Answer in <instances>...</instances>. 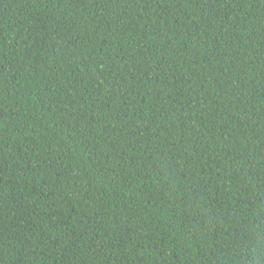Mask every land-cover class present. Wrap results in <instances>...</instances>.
<instances>
[{"label":"trees","instance_id":"obj_1","mask_svg":"<svg viewBox=\"0 0 264 264\" xmlns=\"http://www.w3.org/2000/svg\"><path fill=\"white\" fill-rule=\"evenodd\" d=\"M0 264H264V0H0Z\"/></svg>","mask_w":264,"mask_h":264}]
</instances>
